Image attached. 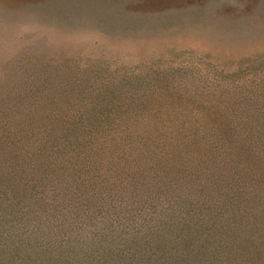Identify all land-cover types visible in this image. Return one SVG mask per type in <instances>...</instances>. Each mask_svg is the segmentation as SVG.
<instances>
[{"label": "rangeland", "instance_id": "rangeland-1", "mask_svg": "<svg viewBox=\"0 0 264 264\" xmlns=\"http://www.w3.org/2000/svg\"><path fill=\"white\" fill-rule=\"evenodd\" d=\"M258 107L264 0H0V264H264V217L239 222L221 199L247 192L236 179H261L264 194V177L164 172L141 148L217 139L216 123L235 147L223 123ZM64 114L84 129L93 173L32 174L18 148L39 117L59 128ZM112 195L103 209L86 202Z\"/></svg>", "mask_w": 264, "mask_h": 264}, {"label": "trees", "instance_id": "trees-1", "mask_svg": "<svg viewBox=\"0 0 264 264\" xmlns=\"http://www.w3.org/2000/svg\"><path fill=\"white\" fill-rule=\"evenodd\" d=\"M258 109L259 110L255 116L246 119L250 120L248 123L241 124L239 127L232 125L233 119H230V123H223L225 127H229L227 129H229L231 139H233L235 147L232 145L231 140H227V138L230 139V137H228V135L225 136L222 134L220 125L216 123L215 127L213 128H216V131L220 133V137H217V139L213 137L212 139L204 141L203 135H197L196 131L193 133L195 138H193L190 143L182 141V144L172 143L175 146L163 147L157 146L154 144V141H152V143L146 142V145L143 144L141 148L145 149L143 152L148 153V155H152V163L157 160L158 164H155V167L164 170V172L169 170L171 165L182 162L184 163L186 169H192L191 174L195 175V177H264V107H258ZM249 114H251V111H249L246 116ZM56 116L58 117L54 118V122L60 126L59 128L54 125L55 123H52L50 126H42L43 122H50L48 117H39L37 119V122L41 123V128H39L32 144L27 143L28 135H26V139L24 138V133L19 135V139L24 138L25 140H23L21 148H16L21 150V154H23L21 156H23L24 162L27 164L31 163V168L33 169L32 174L36 175L40 173L37 175L39 177H42L43 175H51V177H82L84 173H93L92 170L85 168L86 157L83 155L82 149H85L86 147V138L81 137L85 133L82 125L79 124L80 121H71L72 117L65 114ZM81 121L84 120L81 119ZM235 124L236 123H234V125ZM77 128H80V130ZM242 131H244L245 134L244 140L241 139L240 136ZM181 140L183 139L181 138ZM183 142L186 144H183ZM15 143L16 141L13 139L10 142V144H13L12 146L14 147ZM187 144L189 146H187ZM10 147L11 146H9L8 149L9 153L11 151ZM138 148H140V146H138ZM79 149L81 150L78 153L77 150ZM133 150L134 149L131 148L129 152L132 153ZM52 152L54 157L51 155ZM119 152L121 151L118 149L117 152H114V155L118 156ZM92 156L93 154L87 157L92 158L96 165H100L102 163V161L99 160L100 157L98 155L94 157ZM50 158L53 159L49 161L48 159ZM119 159L120 161H124L126 159L125 154H123L121 157L118 156L116 164H119ZM124 163L126 164L124 167L120 168V172L118 171L117 173L118 175L123 173V168L127 172L131 171L133 168L130 163ZM9 168L12 169L10 164ZM56 168H58V170H60L59 168H63L64 171L68 172H59ZM101 168L103 167H97V169ZM180 168L179 171H182L184 166H180ZM10 172L11 170H7L6 173H9L10 175ZM26 172L27 174H30L29 169L28 171L26 170ZM111 174L113 175V173ZM253 183L255 184L254 187H252ZM229 184H231L232 188H243L247 191L246 193L240 192L241 194L233 193L234 195L230 194L229 192V196H226L225 193H222L223 197L221 199L224 200L225 203L228 201L234 202L232 207L234 206L235 208L232 210V214L238 217L239 222H245L249 219L254 220L256 218L260 219L264 217V214L258 215V213L264 212V194L261 192H253L255 188L258 190L263 189V183L261 179L256 181L236 179L232 182H229ZM250 188H252V190ZM230 195L232 197H230ZM60 197H57L56 200H59ZM66 197L70 198L71 195ZM28 198L30 199V197L25 199L28 200ZM65 198H60L56 204L60 205L61 202L65 200ZM113 198L115 199V196L111 197V199H104V201H101V199L97 198L96 196H93V199L91 196H89L86 198V202L88 205H90V207H94L95 209H103V207H108V201H114L112 200ZM214 198H216V195ZM215 200L216 199H214L212 204H209L206 207L208 208L207 211L209 214L210 212H214V210L216 211V209H214L216 208ZM139 201L143 203L142 200ZM24 202L26 203L27 201L25 200ZM62 205L63 204H61V206ZM219 205H221V203H219ZM111 217V213L108 214V219ZM54 220L55 222L62 224L63 227L66 225L69 226L71 224V221H65L59 217H56ZM239 227H241L240 224ZM239 227L236 226L235 234H239L241 232Z\"/></svg>", "mask_w": 264, "mask_h": 264}]
</instances>
